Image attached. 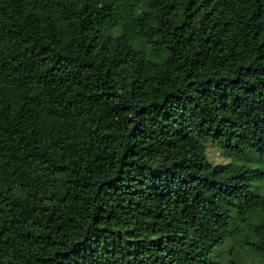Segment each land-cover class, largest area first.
<instances>
[{
    "label": "trees",
    "instance_id": "16d2710c",
    "mask_svg": "<svg viewBox=\"0 0 264 264\" xmlns=\"http://www.w3.org/2000/svg\"><path fill=\"white\" fill-rule=\"evenodd\" d=\"M228 243L264 257V0H0V264Z\"/></svg>",
    "mask_w": 264,
    "mask_h": 264
},
{
    "label": "rangeland",
    "instance_id": "374dc122",
    "mask_svg": "<svg viewBox=\"0 0 264 264\" xmlns=\"http://www.w3.org/2000/svg\"><path fill=\"white\" fill-rule=\"evenodd\" d=\"M205 154L211 163H224L238 159L235 155L228 154L222 148L209 142H206ZM231 246V243H228L219 252L217 259L220 264H232L236 260H241L245 264H264V257L256 254L251 249L235 245V249L232 250Z\"/></svg>",
    "mask_w": 264,
    "mask_h": 264
}]
</instances>
